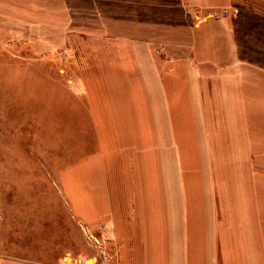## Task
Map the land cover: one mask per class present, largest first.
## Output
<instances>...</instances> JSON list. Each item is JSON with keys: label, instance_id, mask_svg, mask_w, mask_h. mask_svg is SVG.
<instances>
[{"label": "crops", "instance_id": "1", "mask_svg": "<svg viewBox=\"0 0 264 264\" xmlns=\"http://www.w3.org/2000/svg\"><path fill=\"white\" fill-rule=\"evenodd\" d=\"M124 1L81 28L130 66L100 76L93 106L115 264H264V69L238 58L234 14L196 9L228 0Z\"/></svg>", "mask_w": 264, "mask_h": 264}, {"label": "rangeland", "instance_id": "2", "mask_svg": "<svg viewBox=\"0 0 264 264\" xmlns=\"http://www.w3.org/2000/svg\"><path fill=\"white\" fill-rule=\"evenodd\" d=\"M99 9L103 0H0V264L116 263L112 220L96 216L93 106L100 76H128L130 66L113 51L96 55L105 35L82 32ZM196 9L200 21L234 14L238 58L264 69V0ZM82 187L91 212L82 211Z\"/></svg>", "mask_w": 264, "mask_h": 264}, {"label": "trees", "instance_id": "3", "mask_svg": "<svg viewBox=\"0 0 264 264\" xmlns=\"http://www.w3.org/2000/svg\"><path fill=\"white\" fill-rule=\"evenodd\" d=\"M239 35V34H238ZM252 63H255V64H258V65H262L261 63H260V60H254V61H251Z\"/></svg>", "mask_w": 264, "mask_h": 264}]
</instances>
